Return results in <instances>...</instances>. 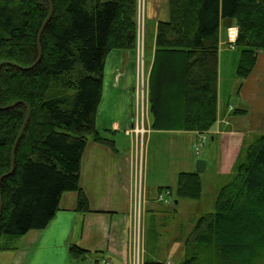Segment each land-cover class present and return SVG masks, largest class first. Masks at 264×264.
Returning <instances> with one entry per match:
<instances>
[{
    "label": "trees",
    "instance_id": "trees-1",
    "mask_svg": "<svg viewBox=\"0 0 264 264\" xmlns=\"http://www.w3.org/2000/svg\"><path fill=\"white\" fill-rule=\"evenodd\" d=\"M49 1L52 17L39 52L48 1L0 0V63L27 68L39 58L28 71L0 66V108L19 102L0 110V177L11 169L26 115L20 102L30 112L14 170L0 182V251L29 231L45 229L66 192L77 193L78 212H90L79 186L83 152L89 139L113 146L95 128L105 59L112 50L136 47L138 0ZM168 9V21L157 25L155 48L180 54L185 127L203 133L216 121L220 22L238 28L236 75L245 79L264 51V0H168ZM244 151L218 192L214 212L197 219L179 264H264V134ZM201 183L198 173L181 172L175 194L198 200ZM69 252L74 260L89 254L76 246ZM143 264L163 263L146 257Z\"/></svg>",
    "mask_w": 264,
    "mask_h": 264
},
{
    "label": "crops",
    "instance_id": "crops-1",
    "mask_svg": "<svg viewBox=\"0 0 264 264\" xmlns=\"http://www.w3.org/2000/svg\"><path fill=\"white\" fill-rule=\"evenodd\" d=\"M139 3L147 29V34L143 35V55L144 49L148 53L145 72L142 66L147 98L144 155L152 137L159 135L171 138L172 143L182 138L192 146L204 135L212 142L220 140L221 147L227 152L236 150L245 137L251 140L253 136L264 134V51H258L250 75L245 79L238 78L236 68L240 54L235 44L227 43V27L225 22H220L216 121L209 131H187L181 108L184 103V63L179 53L160 52L155 48L157 25L169 19L168 0H139ZM230 27L237 28L235 24ZM223 62L230 68L227 80L232 86L226 104L222 101ZM139 69L136 47L135 50H112L105 59L95 128L101 136L112 141L113 146L110 148L89 139L83 152L79 186L90 212L76 210V192L62 194L58 211L47 227L29 231L13 240L12 249L0 251V264H102V261L129 264L135 163L132 135L128 132L135 118ZM151 99L155 104L153 112ZM235 110L241 112L234 114ZM230 139L232 141H228ZM144 182L145 177L143 186ZM71 246L89 254L74 260L69 252Z\"/></svg>",
    "mask_w": 264,
    "mask_h": 264
},
{
    "label": "rangeland",
    "instance_id": "rangeland-1",
    "mask_svg": "<svg viewBox=\"0 0 264 264\" xmlns=\"http://www.w3.org/2000/svg\"><path fill=\"white\" fill-rule=\"evenodd\" d=\"M49 9L50 13L48 12L47 17L39 30L47 20L48 16L50 15L49 20L52 17L50 6ZM137 10V18L142 19L139 0L137 3ZM144 33L145 35L147 34L145 23L143 24V35ZM146 53L147 52H145L144 49V55L142 53V56L140 55L139 58L140 68H143L142 66H144V72L148 61V53ZM143 56H145L144 61ZM221 71L223 84L222 101L226 104L228 98H230V89L232 88L231 83L227 80L230 68L223 62ZM231 98V103L233 104L234 96ZM145 118L146 114L144 116V125ZM131 135L133 155H135L136 150L138 159L140 156L142 157L143 168L145 163V182L143 186V194L140 196L142 202L140 263L143 264L146 257H149L150 259L163 264H179L184 259V242L192 233L197 219L214 212V205L219 190L229 183L236 166L244 157L245 145L250 144L255 136H253L251 140H248V138L245 137L241 145L236 142L238 143L235 148L236 150L230 149L227 152L221 147L220 140L212 142L207 136L206 142H204V145L197 153L194 147L197 144V141L194 142L193 146L187 141L183 142L182 138H180V141L174 140L172 143L170 142L171 138L159 135L152 137L150 146L146 148V154L144 155L146 134H139L137 137L135 134ZM228 141H232V139ZM170 144L172 146H170ZM199 160L206 164L204 170L199 173L202 182L200 198L198 200L178 198L175 194L178 173H197L196 163ZM147 169H149L148 174L146 173ZM169 190L171 192L168 196L162 192ZM160 192L163 193L164 197L162 201L158 196ZM2 261L4 260L2 259Z\"/></svg>",
    "mask_w": 264,
    "mask_h": 264
},
{
    "label": "built area",
    "instance_id": "built-area-1",
    "mask_svg": "<svg viewBox=\"0 0 264 264\" xmlns=\"http://www.w3.org/2000/svg\"><path fill=\"white\" fill-rule=\"evenodd\" d=\"M137 34H136V50L138 61L140 55L143 53V21L141 18L137 20ZM227 38L228 43L234 44L237 38V29L229 28L227 30ZM141 53V54H140ZM140 67V62H139ZM142 68L139 69L138 77H137V85H136V115L135 121L132 126V129L128 132V134H135L137 137L139 134L143 135L146 133V129H144V116L146 113L147 107V98L146 96V88H145V80L143 76ZM206 142L205 136H201L197 144L195 145V151L198 153V150L204 145ZM134 163H135V179H134V197H133V211H132V226L130 230V242H131V257L129 264H141L140 263V254H141V197L143 194V164L142 157L138 159L137 151L135 150L134 155ZM166 196L169 194L166 192ZM163 196H159L160 200H163ZM102 264H109L107 262H103Z\"/></svg>",
    "mask_w": 264,
    "mask_h": 264
},
{
    "label": "water",
    "instance_id": "water-1",
    "mask_svg": "<svg viewBox=\"0 0 264 264\" xmlns=\"http://www.w3.org/2000/svg\"><path fill=\"white\" fill-rule=\"evenodd\" d=\"M47 1H48L49 6H50V1H49V0H47ZM50 7H51V6H50ZM49 18H50V15L48 16L47 20L45 21V23L43 24V26L41 27V29L39 30L38 35H37V47H38V51H39V52H40V48H39V44H38L39 37H40L41 33L43 32V29H44L46 23L48 22ZM38 60H39V58H38ZM38 60H37V61H38ZM37 61L35 62V64L37 63ZM35 64H34V65H35ZM1 65H9V66H13V67H16L17 69H19V70H21V71H28L29 69H31V68L34 66V65H33V66H31V67L24 68V67H20V66H17V65L11 64V63H7V62H2V63H0V66H1ZM17 103H19V102H17ZM17 103L11 104V105L6 106V107H4V108H0V110H8V109H11V108H13L15 105H17ZM20 104H23V105L25 106V108H26V115H25L24 122H23V125H22V127H21V130H20V132H19V134H18V136H17V138H16V140H15L13 146H12V150H11V169H10V171H9L7 174L2 175V176L0 177V182L2 181V179H4V178L8 177L9 175H11V173H12L13 170H14V155H15L16 147H17V144H18V142H19V140H20V138H21V136H22V134H23V132H24L25 126H26V124H27V122H28V119H29V113H30V112H29V108H28V106H27L26 104L22 103V102H20ZM204 167H205V162L200 161V160L197 161V163H196V170H197V173H198V174L201 173V172L204 170Z\"/></svg>",
    "mask_w": 264,
    "mask_h": 264
}]
</instances>
